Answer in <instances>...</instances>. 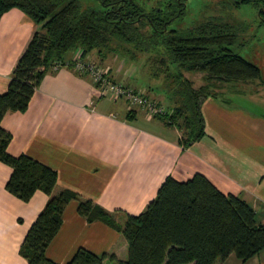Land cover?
I'll list each match as a JSON object with an SVG mask.
<instances>
[{
  "label": "trees",
  "instance_id": "obj_1",
  "mask_svg": "<svg viewBox=\"0 0 264 264\" xmlns=\"http://www.w3.org/2000/svg\"><path fill=\"white\" fill-rule=\"evenodd\" d=\"M252 2L264 23V0H234V7ZM104 10L81 9L78 0H0V18L18 8L38 26L18 58L7 89L0 94V122L7 112H24L31 96L55 63H64L67 54L79 50L82 57L96 51H110L115 40L125 50L154 55L159 66L176 70L166 76L172 88L173 108L158 115L168 125L181 130L178 142L188 147L205 135L202 102L216 93L214 82L260 80V70L230 48L237 43L232 24L210 15L185 30L168 24L185 12V0H167L150 11L135 0H103ZM71 69L72 66H67ZM204 74V84L193 83L182 71ZM11 133L0 123V162L11 168L5 189L29 201L36 191L48 198L31 223L19 254L28 264H59L45 255L58 232L62 213L71 200L87 222L101 221L121 233L127 256L118 260L112 253L97 255L78 248L64 264H217L233 255L241 262L264 249V225L252 205L232 194L219 191L205 176L194 174L186 181L167 176L155 197L137 215L126 214L122 223L90 199L70 189L54 191L57 172L25 155H12L7 146Z\"/></svg>",
  "mask_w": 264,
  "mask_h": 264
},
{
  "label": "crops",
  "instance_id": "obj_2",
  "mask_svg": "<svg viewBox=\"0 0 264 264\" xmlns=\"http://www.w3.org/2000/svg\"><path fill=\"white\" fill-rule=\"evenodd\" d=\"M37 27L18 8L1 16L0 94ZM78 53L70 52L66 59ZM83 58L93 61L94 55ZM120 71L110 68V77L173 108L151 85L139 84L135 76H118ZM201 111L206 133L183 147L176 126L122 98L100 95L89 76L61 67L43 76L24 112H7L0 123L11 133L10 154L28 155L57 172L55 192L70 189L115 213L119 223L126 214L141 213L167 176L186 181L199 173L222 193L248 201L264 225V114L232 107L217 94L202 102ZM10 172L0 162V264H28L19 248L48 196L36 191L27 202L13 196L5 189ZM78 248L112 253L118 260L127 256L123 235L101 221L87 222L71 200L45 255L64 264ZM217 264H264V249L245 262L230 255Z\"/></svg>",
  "mask_w": 264,
  "mask_h": 264
},
{
  "label": "rangeland",
  "instance_id": "obj_3",
  "mask_svg": "<svg viewBox=\"0 0 264 264\" xmlns=\"http://www.w3.org/2000/svg\"><path fill=\"white\" fill-rule=\"evenodd\" d=\"M81 9L104 10L103 0H78ZM145 11L153 7H163L167 0H135ZM185 12L168 24V28L185 30L197 25L210 15L221 16L231 23L232 30L237 34L238 41L230 48L240 56L256 65L260 70V80L232 81L229 83L214 82L212 88L221 99L231 103L232 107L241 108L251 113L264 114V23H261L259 10L250 3L234 7V0H185ZM129 45L123 46L115 40L111 43L112 50L94 51L92 59L101 67H110L113 71L121 70L118 76H135L139 84L151 85L155 95H165L170 100L171 86L165 84L166 76H174L176 70H166L164 65L159 66L152 54L146 52L125 50ZM71 52V51H70ZM70 52L67 54L69 55ZM97 58V62L95 59ZM102 61V63H101ZM110 68L108 69L110 71ZM182 75L192 81L196 86L204 84V74L200 72L182 71ZM111 76V73H110ZM136 82V83H137ZM228 88L229 90H225ZM161 98V96H160ZM165 110L169 112L167 101H162ZM191 264V263H188Z\"/></svg>",
  "mask_w": 264,
  "mask_h": 264
},
{
  "label": "built area",
  "instance_id": "obj_4",
  "mask_svg": "<svg viewBox=\"0 0 264 264\" xmlns=\"http://www.w3.org/2000/svg\"><path fill=\"white\" fill-rule=\"evenodd\" d=\"M72 66L73 70L79 74L87 75L95 84L99 94L109 98H122L131 106H138L147 111L151 116L166 115L169 112L165 107L154 99L146 96L140 91L134 90L122 83L114 81L106 67H101L90 60L81 56V53L72 58L66 59L64 63H55L54 70L61 67Z\"/></svg>",
  "mask_w": 264,
  "mask_h": 264
}]
</instances>
